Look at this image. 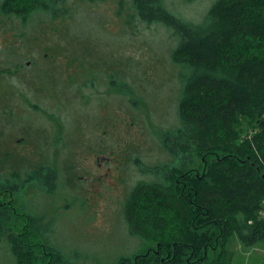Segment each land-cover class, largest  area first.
Returning <instances> with one entry per match:
<instances>
[{
    "label": "rangeland",
    "instance_id": "1",
    "mask_svg": "<svg viewBox=\"0 0 264 264\" xmlns=\"http://www.w3.org/2000/svg\"><path fill=\"white\" fill-rule=\"evenodd\" d=\"M216 1L164 0L168 26L143 21L133 0H57L27 16L0 0V188L10 185L0 190V264H17L9 241L23 215L24 264H46L45 250L54 264H135L156 251L132 236L124 207L137 184L156 180L148 168L171 170L175 189L203 171L202 157L172 156L162 136L180 127L187 77L172 56L176 19L200 25ZM252 124L241 120V138ZM47 169L55 180L34 179ZM224 242L205 261L151 252L138 264H264V242Z\"/></svg>",
    "mask_w": 264,
    "mask_h": 264
},
{
    "label": "trees",
    "instance_id": "2",
    "mask_svg": "<svg viewBox=\"0 0 264 264\" xmlns=\"http://www.w3.org/2000/svg\"><path fill=\"white\" fill-rule=\"evenodd\" d=\"M55 1L3 0V7L27 16ZM133 3L143 21L170 25L164 0ZM176 21L181 40L172 56L187 77L179 100L180 127L163 134L162 141L174 157H202L203 171L194 181L193 171L185 172L175 189L171 170H145L156 180L137 184L124 217L132 236L155 240L157 246L137 256L135 264L151 252L169 256L171 249L172 257L166 258L172 262L187 251L188 263L196 262L200 252L205 261L233 233L247 247L264 242V0H217L202 24ZM241 120L253 122V133L243 138ZM42 174L33 177L43 182L56 178L53 169ZM13 211L7 210V217ZM22 217L20 234L9 241L17 264H24L29 246L24 237L31 219ZM46 252V264H54L52 252Z\"/></svg>",
    "mask_w": 264,
    "mask_h": 264
}]
</instances>
